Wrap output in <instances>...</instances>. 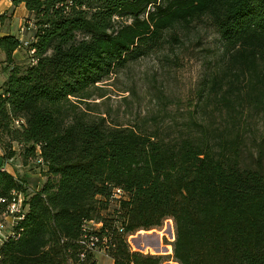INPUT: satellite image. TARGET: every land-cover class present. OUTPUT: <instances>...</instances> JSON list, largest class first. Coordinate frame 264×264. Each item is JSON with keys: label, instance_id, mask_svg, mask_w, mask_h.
<instances>
[{"label": "trees", "instance_id": "1", "mask_svg": "<svg viewBox=\"0 0 264 264\" xmlns=\"http://www.w3.org/2000/svg\"><path fill=\"white\" fill-rule=\"evenodd\" d=\"M12 3L24 4L30 26L27 39L0 36V147L11 156L17 143L24 163L40 158L46 179L25 192L0 264H98L97 251L112 264H163L127 237L167 218L178 264H264V138L247 156L238 129L239 110L264 106V0ZM200 20L222 42L204 102L214 99L227 126L191 118L147 130L92 112L99 82L159 48L167 30ZM23 182L0 164V215Z\"/></svg>", "mask_w": 264, "mask_h": 264}, {"label": "rangeland", "instance_id": "2", "mask_svg": "<svg viewBox=\"0 0 264 264\" xmlns=\"http://www.w3.org/2000/svg\"><path fill=\"white\" fill-rule=\"evenodd\" d=\"M4 18L7 22L11 20L9 10ZM29 26L27 19L22 18L20 25L14 28L21 40L28 38ZM221 43L220 36L207 20L194 21L188 26L176 25L165 32L159 48L99 82L97 92L101 96L94 95L88 100V106L92 112L101 113L116 123L147 130L172 125L180 127L191 118L209 121L217 129L227 126L229 121L221 118L214 99L204 102L208 87L203 89L204 79L221 62ZM20 52L23 57L20 61H27L24 49ZM4 66L0 57V79L6 71ZM244 107L242 112L239 110L238 129L244 134L246 154L250 156L264 138V106L258 111ZM12 147L11 156L9 148L2 150L3 161L7 168L23 177V193L27 194L39 188L46 179V166L34 158L24 163L23 147L17 143H12ZM139 231L160 234L143 235L138 234ZM134 235L137 237L132 238ZM173 240L174 226L170 218L160 227L141 229L127 237L131 250L161 255L163 264H178L172 256ZM95 256L98 264H112V259L102 252H95Z\"/></svg>", "mask_w": 264, "mask_h": 264}, {"label": "crops", "instance_id": "3", "mask_svg": "<svg viewBox=\"0 0 264 264\" xmlns=\"http://www.w3.org/2000/svg\"><path fill=\"white\" fill-rule=\"evenodd\" d=\"M7 10L11 12V20L9 19L8 22L6 21L7 18L3 19V16L7 14ZM28 12L25 9V6L23 3L19 4H13L12 0H0V36L5 34H13L16 35L20 40L22 39L19 34L16 33L15 29L20 25V21L23 18L24 20L27 19ZM7 25V26H6ZM23 48H19L13 52V59L15 63L21 64L22 62L20 60H23L22 53L20 50ZM25 51V50H24ZM0 57L3 61L2 55L0 54ZM7 71H5L3 77L0 79V84L4 81L6 78ZM2 149L0 147V164L10 173L15 174V172L9 168L6 167V163L3 161L2 157ZM43 182V181H42Z\"/></svg>", "mask_w": 264, "mask_h": 264}, {"label": "built area", "instance_id": "4", "mask_svg": "<svg viewBox=\"0 0 264 264\" xmlns=\"http://www.w3.org/2000/svg\"><path fill=\"white\" fill-rule=\"evenodd\" d=\"M37 161L42 162L40 158H38ZM24 197L25 194L23 191H13L9 203L7 204L5 210L2 211L0 215V243L12 224L21 217L24 210Z\"/></svg>", "mask_w": 264, "mask_h": 264}]
</instances>
